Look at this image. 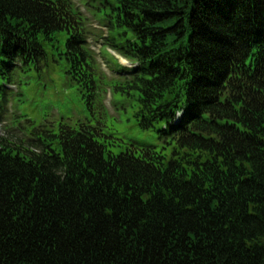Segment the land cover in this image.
<instances>
[{"label": "trees", "instance_id": "trees-1", "mask_svg": "<svg viewBox=\"0 0 264 264\" xmlns=\"http://www.w3.org/2000/svg\"><path fill=\"white\" fill-rule=\"evenodd\" d=\"M92 1L129 64L113 91L171 153L114 154L84 123L0 140V264H264V0ZM80 19L72 0H0V124L15 72L51 63L91 104Z\"/></svg>", "mask_w": 264, "mask_h": 264}, {"label": "rangeland", "instance_id": "rangeland-1", "mask_svg": "<svg viewBox=\"0 0 264 264\" xmlns=\"http://www.w3.org/2000/svg\"><path fill=\"white\" fill-rule=\"evenodd\" d=\"M93 5L96 3L92 0H72L74 12L88 33L89 48L95 59L94 100L87 105L85 94L70 84L52 63L49 69L16 71L9 114L0 124V140L25 147L32 133L38 137L42 131L49 132L61 124L75 127L84 123L96 128L98 125L101 133L110 134L106 141L114 154L128 148L130 142L171 153L172 141L159 138L156 132L140 130L133 116L132 100L113 91L111 85L117 78L112 72L118 73V61L124 66L129 64L103 45L102 37L107 32L99 26ZM105 11L101 8L99 14Z\"/></svg>", "mask_w": 264, "mask_h": 264}]
</instances>
